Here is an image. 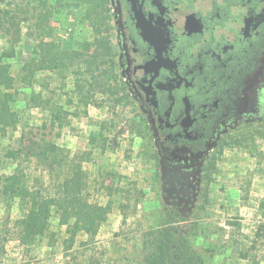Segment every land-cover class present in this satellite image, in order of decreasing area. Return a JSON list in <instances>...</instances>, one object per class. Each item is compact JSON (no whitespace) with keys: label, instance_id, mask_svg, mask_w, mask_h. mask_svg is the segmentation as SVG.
<instances>
[{"label":"rangeland","instance_id":"rangeland-1","mask_svg":"<svg viewBox=\"0 0 264 264\" xmlns=\"http://www.w3.org/2000/svg\"><path fill=\"white\" fill-rule=\"evenodd\" d=\"M0 9L15 16L0 15V55L14 49L0 62L18 120L0 132V180L17 173L30 190L52 192L29 142L54 144L81 167L88 201L105 210L95 235L74 239L53 211L45 234L23 246L13 225L27 206L0 185V264H141L145 233L162 225L183 231L204 264H264V94L245 100L202 153H166L127 86L110 0H0ZM103 37L109 62L92 72ZM35 52L40 68L30 74ZM10 149L22 151L16 161L5 157Z\"/></svg>","mask_w":264,"mask_h":264},{"label":"flooded vegetation","instance_id":"flooded-vegetation-1","mask_svg":"<svg viewBox=\"0 0 264 264\" xmlns=\"http://www.w3.org/2000/svg\"><path fill=\"white\" fill-rule=\"evenodd\" d=\"M110 1L127 86L166 153H202L264 94V0Z\"/></svg>","mask_w":264,"mask_h":264},{"label":"trees","instance_id":"trees-1","mask_svg":"<svg viewBox=\"0 0 264 264\" xmlns=\"http://www.w3.org/2000/svg\"><path fill=\"white\" fill-rule=\"evenodd\" d=\"M0 15L6 20L15 17L11 15L9 9H0ZM111 51L106 37H103V40L96 39V48L87 62L90 69L92 65L95 66L92 72H100L101 64L105 65L109 62ZM34 54L32 60L24 65V69L30 74L40 68L38 64L36 66L38 53ZM75 55L78 57L80 52L75 51ZM13 56L14 49L9 53L3 52L0 59ZM46 56H49L52 61H58V56L62 54L49 46L46 49ZM105 73L103 69V75ZM12 88L13 78L9 73V66L0 62V132L3 133L9 129H15L18 123L17 116L10 109V103L13 100V94L10 92ZM33 101L36 102V99L33 98ZM29 145H31L30 154L49 175L47 185L52 186L53 191L30 190L23 177L17 173L1 176V195L9 200L23 201L27 206L26 213L14 222L13 232L16 239L23 246L34 245L47 231L49 217L53 211L58 214L60 226L66 228L71 239H74L79 232L89 236L95 235L105 210L86 198L83 192L84 175L81 167L75 165L64 149L59 146L47 144L40 148L34 141L29 142ZM21 152V150L10 149L6 151L5 157L16 161ZM181 233L183 231L177 228L168 229L163 225L147 231L144 235V256L141 264H204L202 258L190 248L187 238L184 239Z\"/></svg>","mask_w":264,"mask_h":264}]
</instances>
